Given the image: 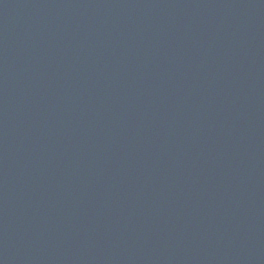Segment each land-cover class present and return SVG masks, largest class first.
<instances>
[{"label": "water", "instance_id": "obj_1", "mask_svg": "<svg viewBox=\"0 0 264 264\" xmlns=\"http://www.w3.org/2000/svg\"><path fill=\"white\" fill-rule=\"evenodd\" d=\"M0 264H264V0H0Z\"/></svg>", "mask_w": 264, "mask_h": 264}]
</instances>
